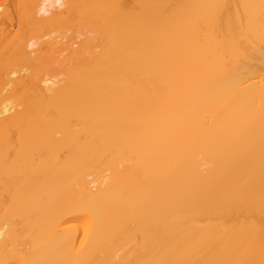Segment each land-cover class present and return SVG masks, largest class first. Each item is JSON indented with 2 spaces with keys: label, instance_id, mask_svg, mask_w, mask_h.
Segmentation results:
<instances>
[{
  "label": "bare ground",
  "instance_id": "bare-ground-1",
  "mask_svg": "<svg viewBox=\"0 0 264 264\" xmlns=\"http://www.w3.org/2000/svg\"><path fill=\"white\" fill-rule=\"evenodd\" d=\"M33 2L15 22L0 3V31L61 21L65 0ZM69 2L99 51L64 88L61 73L43 71L36 104L16 111L8 90L28 72L20 59L42 38L59 41L57 31L28 36L14 48L21 67L0 82V264L22 243L20 264H264V0ZM97 160L103 171L84 180ZM75 186L93 223L64 224L83 216Z\"/></svg>",
  "mask_w": 264,
  "mask_h": 264
},
{
  "label": "rangeland",
  "instance_id": "rangeland-1",
  "mask_svg": "<svg viewBox=\"0 0 264 264\" xmlns=\"http://www.w3.org/2000/svg\"><path fill=\"white\" fill-rule=\"evenodd\" d=\"M128 1L129 0H125L126 3ZM34 2L33 0H0V3L3 5L4 9H6L10 13L14 22L15 19L21 18L23 14L25 15L26 13L24 12L32 10ZM75 12L76 11L74 8H72L69 0H65L64 6H62L58 13H56L57 16L55 15V19L58 18L59 20H61L58 23H54L55 20H53V22L48 20L49 23H46L47 21L45 20L46 22H44L46 24H43V22H40V24L38 23L39 21H34L36 22L34 25V22L33 24L32 21H30L31 23L29 22V18H25L23 21L24 23H22L19 29L17 27H14L11 33H9L10 29L4 32L0 31V82H2V79L5 78L4 73L7 69L9 70L12 67H21V65H17V62L20 61H17L16 57H18V55L14 51L16 43H19V41L24 40L28 36H42L45 33H49L51 31H57V33L52 36L51 40H54L56 36L57 41L59 40L58 42H54L51 46H43L44 40L48 39L42 38L38 41L36 47L34 46L35 48L33 49V53L36 52L35 54L32 53L31 56L26 55L29 56V58L26 56V58L19 57V59L21 58V62L26 61L25 63L28 67V72L24 74L23 78H21L22 80L17 79L18 83H16V80L14 85L12 87L10 86V89L8 88V93L14 95L12 97H14V99H16L18 103H21V106L17 108L16 111H23L24 108L26 109L27 104H29L28 106L36 104V99L34 98L35 95L33 97V93L36 89V86L34 85H37V79H39L41 74L44 73L43 71H46L47 69V71H50L51 73H61L58 80V88H64V86L68 82L70 74L78 71L81 65L84 62L88 61L91 55L96 54V52H98L101 48L100 46L102 44L99 36H97L96 32L91 28L89 24L85 23L84 20L79 19L78 14H75ZM53 14L54 13L52 12L50 16H53ZM48 15H46V17ZM25 21H27L28 23H26ZM79 21H81L82 23ZM7 24L8 23L6 21L4 24L0 25V29L6 28ZM77 31L80 32L79 35L76 34ZM60 37H64V39L60 41ZM74 40L77 42V44L70 46L69 43ZM26 50L29 51L30 49ZM37 91L39 93V88ZM69 92L70 91L67 88V94ZM77 120V118H74L70 123V127L72 126V128L76 130L81 127L80 121ZM8 131L6 133V139L8 136L9 141L7 148V160L8 162H12L17 160V155L14 150L17 146V140L15 136L16 132L15 130H11L8 133ZM54 136L59 138L61 137V134L60 132L55 131ZM56 154L55 155L58 162L64 161L68 155L67 148L62 147L61 149L59 148V150L57 149ZM41 156L42 155L38 153L33 154V156L31 157L32 163L37 164L41 160ZM99 163L100 160L93 161L83 168L84 180H91L93 178H96L99 173L103 171L102 168L98 167ZM201 168L202 170H205L204 165H202ZM89 173H91L92 175L90 174L91 176L86 177L85 175ZM107 174H109V172ZM6 184L7 186H10L12 183L10 181H7ZM0 200V203L3 206L7 205L9 201L8 193L2 191V189H0ZM69 200L70 204L73 206L72 208H76V212H81L80 214H82L83 216L81 218L69 217L65 220L64 224L74 222V225H78V223L82 224V222L93 223L95 221L94 212L88 206L86 199H84L80 194V190L77 186H75L74 194L69 198ZM60 212L61 210L58 209L56 213L59 214ZM120 233L122 234L121 229L118 230V234ZM19 250L21 252L20 258L11 259V263H8H27L29 259V247L26 244L22 243L19 245ZM114 250L112 256L114 257L115 253H118V257H116L115 259L120 262V260L126 254L122 251L119 252L117 249Z\"/></svg>",
  "mask_w": 264,
  "mask_h": 264
}]
</instances>
